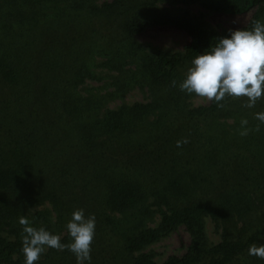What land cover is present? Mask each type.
<instances>
[{"label":"trees","instance_id":"trees-1","mask_svg":"<svg viewBox=\"0 0 264 264\" xmlns=\"http://www.w3.org/2000/svg\"><path fill=\"white\" fill-rule=\"evenodd\" d=\"M157 2L228 15L257 8L239 30L264 22L261 0H0V264H24L21 217L69 244L78 209L96 218L91 264H158L144 249L180 228L190 246L162 264H264L249 255L264 244V123L255 118L264 98L253 108L227 96L192 106L196 95L180 84L229 33ZM160 28L185 31L186 51L149 54L135 42ZM103 80L110 92L84 88ZM133 90L142 102L106 109ZM148 201L158 227L124 230L116 215ZM206 218L223 235L211 248ZM43 255L38 264H77L68 250Z\"/></svg>","mask_w":264,"mask_h":264},{"label":"clouds","instance_id":"clouds-1","mask_svg":"<svg viewBox=\"0 0 264 264\" xmlns=\"http://www.w3.org/2000/svg\"><path fill=\"white\" fill-rule=\"evenodd\" d=\"M181 91L195 94L209 101L220 102L227 97H247L246 107H255L264 98V22L256 21L251 30L230 31L217 40L215 46L196 56L188 69ZM264 123V112L255 114ZM248 121L243 120L242 126ZM258 130V129H257ZM243 132L242 135H246ZM186 142V141H185ZM179 146V145H178ZM24 264H38L47 249L70 251L77 264H91L92 245L95 238L96 218L86 216L83 209L72 213L66 228L71 243L64 244L61 236L46 228H35L21 217ZM249 255L264 259V244L252 246Z\"/></svg>","mask_w":264,"mask_h":264},{"label":"rangeland","instance_id":"rangeland-1","mask_svg":"<svg viewBox=\"0 0 264 264\" xmlns=\"http://www.w3.org/2000/svg\"><path fill=\"white\" fill-rule=\"evenodd\" d=\"M112 0H96L98 4H103L105 2H111ZM157 5L163 9H167L172 15L180 18H185L193 21L197 25H203L206 28L215 31L217 33H229L230 31L239 30L246 26L251 20L252 16L256 12L257 8L253 11L242 15H228V14H218L211 12L210 10L202 7L200 4H194L190 6H167L162 2H157ZM261 5L264 6V0H261ZM135 42L139 44L147 53H165V54H181L186 51L190 45V36L182 30L174 28H160L149 30L140 37H138ZM96 75L100 78L106 79V74L100 69L95 70ZM109 81L108 79H106ZM107 82L103 80L88 82L84 88L87 92L92 93H107L110 92L111 88L104 89ZM85 93V92H84ZM87 95V93H85ZM143 95L138 90H133L122 98H110L107 100L106 109H115L123 104L136 103L143 101ZM192 106L206 105L209 100L199 96H194L191 100ZM104 104V103H103ZM105 109V110H106ZM101 110V109H100ZM100 115L103 114V111ZM153 202V201H152ZM151 201L146 202L144 205L138 207L139 210L129 211L126 214L116 215L117 221L123 226L126 224L124 230L127 231H142L151 228H157L159 225V215L157 214V208L152 204ZM37 210H35L36 212ZM149 211V212H147ZM34 212V213H35ZM149 213V214H146ZM135 215H140L136 217ZM264 222L258 224L257 227H262ZM205 232L210 248L218 244L222 239L223 235L221 233L220 227L216 222L212 221L210 218L205 219ZM190 236L185 228H180L177 232L159 240L158 242L146 247L144 252L153 256L158 264H162L166 261L168 257L178 256L182 257L186 254L188 247L190 246ZM44 255L42 254L39 261ZM208 261V260H207Z\"/></svg>","mask_w":264,"mask_h":264}]
</instances>
